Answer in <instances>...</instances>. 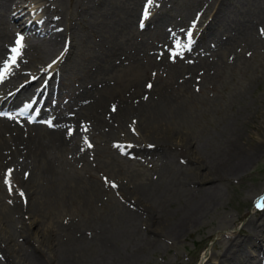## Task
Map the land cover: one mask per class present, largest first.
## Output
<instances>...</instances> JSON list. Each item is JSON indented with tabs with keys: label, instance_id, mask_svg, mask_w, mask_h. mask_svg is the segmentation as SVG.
<instances>
[{
	"label": "rangeland",
	"instance_id": "374dc122",
	"mask_svg": "<svg viewBox=\"0 0 264 264\" xmlns=\"http://www.w3.org/2000/svg\"><path fill=\"white\" fill-rule=\"evenodd\" d=\"M4 1L0 0V10ZM35 1V8L45 3ZM95 1L105 4L102 12ZM152 1L155 4L146 25L145 16ZM52 7L63 14L64 20H75L70 27L80 42L71 51V68L66 62L65 69L62 65L50 70L51 64L40 68L41 76L52 79L58 74L62 88L55 90L59 81L54 76L53 95L48 92L44 97L51 103L41 105L47 111L54 107L55 113L64 110L71 115L78 110V101L90 106L102 98L105 104L113 105V99L118 102L128 97L126 102L130 105L140 99L152 102L151 98L163 93L165 115L159 120L158 129H171V133L155 144L153 138L147 137L149 132L134 128L131 116H127L130 121L126 129L133 136L125 141L120 137L107 140L96 131L77 134L87 142V148L83 159L73 160L72 168L60 164L67 176L64 181L60 177L58 181H46L33 193L31 188L16 184L9 173L0 185V209L9 202L24 201L19 211L23 219L15 212L9 213L8 221V215L0 220V244L5 251L0 252V264H9V258H26L32 244L41 249L42 259L57 264L54 259L60 255V241L68 239L69 228L76 236L88 235L93 241L95 236L91 235L99 225L116 235L120 258L136 250L130 264H219V257L232 252V247L247 235H253L264 217V203L256 206L261 196L264 202V0H66L62 4L51 0ZM35 8L27 6L32 12ZM134 8L131 30L119 26L120 16L127 10L132 16L130 10ZM108 9H117L121 14L112 19L109 32L105 27L110 21ZM60 49L61 53L65 50L62 43ZM54 51L46 56L48 63L49 58L50 62L58 58ZM6 65L9 69L11 59ZM35 76L21 84L34 86ZM61 81L69 87L66 89ZM78 95L83 99L79 100ZM74 101L77 105L69 108ZM22 102L25 100L5 110L0 107V113H12L16 106L24 105ZM36 105L33 103L31 108ZM55 113L53 118L52 114L38 116V124L48 126L41 119L49 123L53 119L54 124ZM77 136L73 138L80 143ZM254 145H258L257 154L241 173H226L221 180H201V175L215 166L221 152ZM76 186L83 192L97 191L99 197L84 203L74 198L72 188ZM139 189L145 190L144 199L141 198L144 204L137 203ZM209 191L215 193L214 199L206 200L180 235L171 234L169 222L185 212L189 198ZM32 194L42 207V213L36 216L28 213L26 206ZM131 202L141 205L136 213L127 211ZM247 249L255 253L251 261L264 264L260 261L264 258V238Z\"/></svg>",
	"mask_w": 264,
	"mask_h": 264
},
{
	"label": "bare ground",
	"instance_id": "6f19581e",
	"mask_svg": "<svg viewBox=\"0 0 264 264\" xmlns=\"http://www.w3.org/2000/svg\"><path fill=\"white\" fill-rule=\"evenodd\" d=\"M59 1H61L62 4V2L66 0H59ZM33 2L34 0H8L7 2L5 1L1 2L4 6H2L3 7L1 9L2 11L0 10L1 11L0 12V64L6 61L10 56V50L8 46L12 43V41L17 40L20 37H23V41H24V44H22L23 50L17 57L16 63L11 66L10 71L6 70L3 73V76L5 77L0 80V105L2 106H13L16 102L20 100L23 94L24 97L34 96L36 86H32L33 84L31 85L32 87L22 85L10 95H8V92L12 88L18 86L20 82L28 78L30 74L37 75V73H40V70L49 64L47 62L48 60H46V56L50 55L54 51L56 46L58 48L56 51H54L53 54H56L58 52L59 56L56 60L58 62L57 63L55 62L53 65H49L50 69L52 68L53 70V67L56 68L57 66L62 67V65L64 68L65 62L66 64L68 63L67 66L69 65L70 67L71 51H73V49H75L80 42L79 38L75 36V32L72 33L70 27L72 23L75 22V20L72 23L70 19L66 18V20H64L63 18L64 16L62 17L63 14L60 15L61 14L60 11L53 10V7L50 8L51 0H45V3L39 8H35ZM95 3L98 5L97 6L98 11L102 12L103 10L102 7L103 6L106 7L103 2L95 1ZM58 4H60V2ZM149 4L150 5H148L147 9H150L151 7V10H148L146 13L145 16V20L147 21L146 25L151 18L150 14H152L151 13L153 9L152 5L154 6L155 2L152 1ZM27 6H30L32 9L35 8L34 12H32L33 10L31 11V9L28 10ZM88 11L90 12V10ZM108 11H110V9H108ZM130 11L132 16H129V11L127 10L125 14H123L121 17L120 11L118 12L117 9H112L110 11L111 13L109 12L110 21L106 23V25L104 24L106 27V31L109 32L107 28H109V24L111 25L113 24L112 19L115 20V16L117 14L118 17L120 16L118 20V25L124 26L126 29L131 30L132 19L133 16H135L134 15L135 8L131 9ZM95 13L98 14V12ZM189 16L191 17V15ZM151 22L153 23V21ZM116 29L117 27L114 28V30ZM95 31H97V29ZM61 43L65 46V50L62 53H61L62 49L59 50V46L61 45ZM66 57L68 59L64 60ZM50 59L51 58H49V61ZM39 75L40 74H38L37 78H35L36 81L40 80ZM57 75L56 76L54 75L55 78L54 76L53 78L59 81V85H57L54 88L56 91L59 92L62 88L60 85V78H58ZM76 79H78V77H76ZM50 83L51 81H48L45 85V88L47 94L49 92V94L51 93V95H53L54 89ZM61 83H63V81H61ZM63 85L66 87V89L69 87V84L68 83L66 84L65 82L63 83ZM59 95L60 94L58 93V96ZM78 96L80 97V95ZM163 96L164 94L160 93L158 95H155L154 99L153 98L150 99L152 100V102H142L143 100L140 99L139 103L136 102L130 105L127 104L126 102V99L128 97L126 99L123 97L118 102L117 100L113 99V105H109L108 103L105 104V101L102 98L98 99L95 102H92L90 106L89 103L88 104L80 103L78 101L77 104H79V108L75 113L71 115L65 114L64 110L62 112H60L59 110L56 113L54 112L57 115L56 119L58 121L54 118L55 124L51 128H44V126L38 125L37 123H29L28 121L25 120V118L16 119L12 115L0 118V185L3 182V180L1 179V173L4 166L5 167L8 166L10 168V173H11L10 176H12L11 179L13 181H16V184L21 185V187L22 185H25L27 186V188H31L30 192L33 193H34L33 190L37 189L39 186H42V184L46 181L48 182L58 181L59 177H60L59 179L60 181H64L67 176H66L65 168L63 169L62 165L65 166L67 164L69 165L70 168H72L73 160H76V158H78L77 161L83 159L85 154L84 152L86 151L87 148L86 147L87 142L83 139V137L81 138L80 137L81 135L79 136L81 138L80 140L81 142L79 143L78 141H76L75 136H77V134L79 133L90 134V133H95L96 131V133L103 134V136H105L104 138L107 140L108 138L116 137L117 139V137H120V140L125 141V139L128 138L129 135L133 136L132 132L131 131L129 132L126 129V125H127L126 123L130 121L128 120L127 116L129 117L131 116V121L135 123L133 125L134 128H137V130L143 129V132L146 131L149 132L147 134V137L153 138L154 141L152 142L158 144L160 138L161 140L167 139L168 135L170 136L171 133V129L169 130L163 129L165 131H160L158 129L160 127L159 120L162 119L163 115H165V109H164L165 103L162 99ZM80 99H83V97H80L79 100ZM143 99L145 100V98ZM75 101L68 107L71 108L74 105H77ZM146 105L149 106L145 107L147 109L144 110L142 107ZM115 107L117 108L116 110L114 109ZM141 110L142 112H140ZM146 110H148L149 114L148 113L145 114L143 118L142 113L147 112ZM40 111L43 113L45 111V108L44 109L41 108ZM178 111L182 112V109H178ZM258 149H259L258 145H254L253 147L238 146L237 148L234 147L233 149L221 152V154L217 157L218 159L215 166L208 168V170L203 175H201L202 176L201 180L204 182L205 180L207 181H213L219 179L221 180L224 177L223 175H225L226 173H241L253 160L255 154H257ZM49 152L51 154L53 153L55 154L53 155L48 154ZM87 156L88 154H86L85 157ZM60 164L62 165L60 166ZM27 168L30 169V171ZM72 189L73 191L72 190L71 191L75 194L74 198L75 197L80 198L84 203L87 202V200H89V198L91 197L92 200H96L99 197V192L97 191L93 192L92 189H88L90 191L84 190L86 192H83L78 186ZM71 191L70 193H72ZM144 191H142V189L136 190V192L138 193V195L137 194L136 195L140 197L139 200L137 199V203L138 202L143 203L141 198L144 199L143 197L145 194ZM214 194H215L214 192L209 191L207 194L202 196L200 195L191 196L185 204L186 205L185 212L182 215H180L183 217L180 219L179 216L178 219L180 220L175 224L173 223L176 222L178 219L169 222V228H170L169 232H172L171 234L175 236L180 235L183 232L185 226L188 225L189 222L197 216L198 212L205 205L206 200L209 199L210 201H212L214 199ZM66 196L68 197V195ZM96 202H98V200ZM137 203L131 202L127 206V211L130 212L131 214L139 211L141 205L139 206ZM21 204H19V201H14L13 203L9 202V204L6 205L5 209L1 208L0 220H2L4 216L8 215V219H7L8 221L10 216L9 213H15V212L17 213V216H19L18 217L19 219H23V217L19 214V211H21L22 209ZM26 206L28 208L27 210L28 213L32 212L35 216L42 213L41 211L42 207L40 208L35 194H32L30 199H27ZM102 224L103 223H101V225ZM8 230L9 229H7V231ZM69 230H70V235L68 236L67 239L68 241L67 240L60 241V243L62 244L60 255L57 259H54V262H56L57 264H130L131 263V256H133V253L136 250L133 249L134 251L132 252L128 251L124 256L120 258L121 247L117 245L116 235L108 230H103L102 226L100 227L99 225V228L95 229L93 235H91V236H95V240L93 241L87 237L88 235L76 236L73 233V229L69 228ZM252 233L253 235H247L248 238H245V240H243L242 242H238L239 245L233 246L232 252L227 251V253H225L222 258L219 257V261H220L219 264H255V262L250 260V258H254L252 255H254L255 253L254 254L251 253V250L247 249V246L257 245L259 244V239L264 238V217H262L261 222H259V225L255 227ZM9 237L11 238V235H9ZM28 238L30 237L28 236ZM32 245H33L32 246L33 249L27 252L26 258L24 257L23 259H21L22 261L20 259L18 261L17 260L15 261L14 258H9L7 259V262L9 264H49L48 260H44L41 258L40 256V254H42L41 249L34 244ZM2 251H4V247L2 248L0 244V252ZM261 260L264 262V258L260 259V261Z\"/></svg>",
	"mask_w": 264,
	"mask_h": 264
},
{
	"label": "snow or ice",
	"instance_id": "6c2138e0",
	"mask_svg": "<svg viewBox=\"0 0 264 264\" xmlns=\"http://www.w3.org/2000/svg\"><path fill=\"white\" fill-rule=\"evenodd\" d=\"M22 40H23V37L18 38V39L16 40V45H17V47L12 49V52L14 53V55H13L12 58H11V63H12V64H15V63H16V58H17V56H19V54H20V47H22ZM6 70H7V65H6L5 71H6ZM2 78H3V74L0 73V79H2ZM149 87H151V85H149ZM89 146H91V145H89ZM6 182H7V181H6ZM113 186L115 187V185H113ZM21 195L23 196L24 194L21 193ZM258 206H259V205H258Z\"/></svg>",
	"mask_w": 264,
	"mask_h": 264
}]
</instances>
